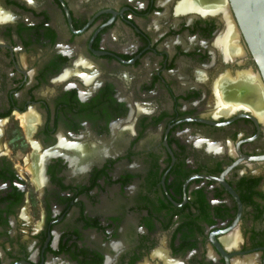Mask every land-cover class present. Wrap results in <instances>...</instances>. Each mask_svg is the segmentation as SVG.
Instances as JSON below:
<instances>
[{
	"label": "flooded vegetation",
	"instance_id": "obj_1",
	"mask_svg": "<svg viewBox=\"0 0 264 264\" xmlns=\"http://www.w3.org/2000/svg\"><path fill=\"white\" fill-rule=\"evenodd\" d=\"M222 16L0 0V264H264V122L213 92L257 67Z\"/></svg>",
	"mask_w": 264,
	"mask_h": 264
},
{
	"label": "bare ground",
	"instance_id": "obj_2",
	"mask_svg": "<svg viewBox=\"0 0 264 264\" xmlns=\"http://www.w3.org/2000/svg\"><path fill=\"white\" fill-rule=\"evenodd\" d=\"M189 6H194L199 10L213 8L214 10H220L223 14V21L225 22L224 34H221L217 39V47L223 53L225 58L233 59L235 56H241L243 50L238 43L239 32L235 24L234 17L231 13L228 0H186ZM227 4V10L225 9ZM248 71V72H247ZM244 71L241 78L231 79L228 75L218 76L213 82V92L216 99V113L227 114L239 106H243L246 109H250L257 115L258 119L264 122V99L262 98V84L259 78L250 72V70ZM225 74V73H224ZM221 75V74H220ZM239 75V77H240ZM243 77V78H242ZM241 79L239 82H234ZM243 96L247 101H243L241 104L236 101V97ZM240 104V105H238ZM82 154L83 151H81Z\"/></svg>",
	"mask_w": 264,
	"mask_h": 264
},
{
	"label": "water",
	"instance_id": "obj_3",
	"mask_svg": "<svg viewBox=\"0 0 264 264\" xmlns=\"http://www.w3.org/2000/svg\"><path fill=\"white\" fill-rule=\"evenodd\" d=\"M239 33L251 54L264 94V0H228Z\"/></svg>",
	"mask_w": 264,
	"mask_h": 264
},
{
	"label": "rangeland",
	"instance_id": "obj_4",
	"mask_svg": "<svg viewBox=\"0 0 264 264\" xmlns=\"http://www.w3.org/2000/svg\"><path fill=\"white\" fill-rule=\"evenodd\" d=\"M11 137H12V136H11ZM139 188L141 189V186H140ZM34 221H35V222H38V220H36V219H35Z\"/></svg>",
	"mask_w": 264,
	"mask_h": 264
}]
</instances>
